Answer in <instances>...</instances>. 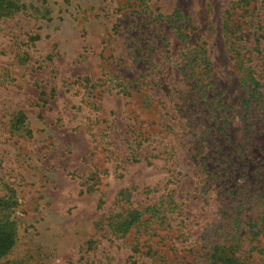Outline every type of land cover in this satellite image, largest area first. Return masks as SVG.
I'll return each mask as SVG.
<instances>
[{"label": "rangeland", "instance_id": "rangeland-1", "mask_svg": "<svg viewBox=\"0 0 264 264\" xmlns=\"http://www.w3.org/2000/svg\"><path fill=\"white\" fill-rule=\"evenodd\" d=\"M236 53L264 70V0H0V264H204L228 236L244 264H264V204L195 193L197 141L173 120L200 91L246 106ZM244 127L231 117L214 158L253 170L264 130ZM166 136L172 156L155 148ZM161 201L153 231L116 226L123 207Z\"/></svg>", "mask_w": 264, "mask_h": 264}, {"label": "trees", "instance_id": "trees-1", "mask_svg": "<svg viewBox=\"0 0 264 264\" xmlns=\"http://www.w3.org/2000/svg\"><path fill=\"white\" fill-rule=\"evenodd\" d=\"M233 47L237 46L232 44V48ZM235 55L236 56L234 57V60H236L238 71L242 73L241 82L243 83L244 89L248 92V95L252 97L251 100L244 101L246 106L242 105V109L240 108L236 110L230 108L231 105H225L222 100H219L220 98L218 94H216L214 98L208 99V96L214 93H212L210 90H208V93H202L200 91L198 94L200 95L201 99L204 100V103L196 98V94L193 96L190 95L187 105H182L180 107H178L176 104L173 105L174 108H177V115L175 118L173 117V120L176 123L179 120V123H177V130H179L180 134H182L184 137L193 135L192 138L197 141L195 144L197 150L190 151V153H192L191 158L193 159L197 154L201 155L200 158L194 162V166L197 169L196 173L200 174L199 176H196V174L194 175L197 177V183L195 185L196 187L193 189L194 192L198 193L199 196L206 194L209 195L210 193L213 195L218 194L219 196H223L224 200L230 201L233 207L238 206V208H250L251 205H255L254 203H257L258 200L259 204H264V158L262 163L255 164V168L253 170L248 167L252 162L248 160H241V157H238L236 161H233L231 157L225 155L219 158H214L217 156V152L214 151H216L219 146L217 138H223L224 135L228 136L230 133L228 129L230 128L231 117H236L237 115L242 114V123L245 126V132H248L251 135L256 134V129L259 125H262V128H260L258 131L264 130V96L261 92V89H264V70H261L263 67L259 66L256 68L252 61H249L252 58L250 56L247 57L243 53H236ZM246 62H248L249 65ZM193 74L194 70L192 69V75H190V77L193 78ZM185 76L188 78L187 70ZM213 85V83H207V87L209 88H212ZM192 87V89H199V86L197 85H193ZM215 102H218L222 109L220 108L219 111H212L214 116L213 123L211 125L210 122L205 123L202 120L203 118L206 120L203 110H205L206 106L213 108L212 106H214L213 103ZM169 109H172V107H169ZM216 109L218 108H215V110ZM163 111L167 113L168 109L163 108ZM230 111H235V114L230 115ZM257 122L259 124H257ZM139 124L142 126L143 123L140 122ZM173 125L174 123L170 124L167 129H172V132L175 133ZM201 129L203 131L202 134H200ZM145 134L143 136H145ZM172 134L169 133L167 135L171 136ZM166 137L158 140L155 148L159 147L163 140H168V137ZM148 139L149 136L146 139H143V142H146ZM156 139L157 138L154 137L152 141ZM174 142L175 141L172 140L168 141L166 144L163 143L165 145L162 147V150L159 151V154L172 156L170 151L174 146ZM153 144L154 143L151 142V145ZM209 149L214 152L211 156L206 153V151ZM262 151H264V149ZM171 159H173V157H171ZM239 161H244L243 163H245L247 166H243L239 163ZM242 177L245 178L244 180H246V183L240 185L239 179ZM178 189V187H176L175 190L171 189L170 193H167L166 196L172 200V204L178 211H183L182 209H186V207L189 206L187 203L189 202V199L187 196L180 197ZM183 192L184 190L182 193ZM126 198L129 202L128 205H133L131 200L133 198L132 195L128 193ZM136 206L137 207L129 208L123 207L122 212L116 213V216L122 220V222L117 223L118 225L116 226L124 228L125 230L122 232L128 233L130 228L137 223L142 228L153 231L154 229H152V225L154 223L152 222L154 220L150 217V215H154L151 213L156 212L157 214H161L166 210L165 203L163 201L155 203L154 205H140L139 203H136ZM227 206L228 204L225 203L224 208L230 209L229 206ZM123 214H125L124 218H122ZM186 220L187 219L185 218L183 221ZM241 222L245 225L253 226L256 224L257 220L246 217V220H242L240 223ZM232 237L233 236H228L227 239L222 242H218L214 247H212V250L208 255L207 262L204 264H244L240 260V257L235 254L232 244L229 243V241L232 240ZM150 247L151 246H145V248H149L148 253L155 254L156 251L150 250ZM142 249L143 246H141L140 242H137L133 252L141 254Z\"/></svg>", "mask_w": 264, "mask_h": 264}]
</instances>
